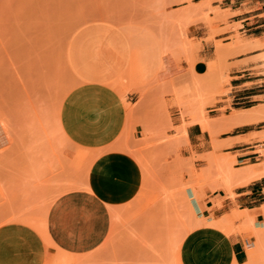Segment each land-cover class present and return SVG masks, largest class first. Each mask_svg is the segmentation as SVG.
Here are the masks:
<instances>
[{
	"label": "rangeland",
	"instance_id": "obj_1",
	"mask_svg": "<svg viewBox=\"0 0 264 264\" xmlns=\"http://www.w3.org/2000/svg\"><path fill=\"white\" fill-rule=\"evenodd\" d=\"M219 3L0 0V224L21 223L39 232L46 246L43 264H181L180 241L201 224L240 235L232 264H264V220L253 225L234 202L235 181L227 180L224 162L212 161L225 159L235 169L242 165L236 155L183 148L190 121L199 118L215 134L207 114L229 91L227 57L264 49V38L246 42L236 32L227 43L216 41L205 73L193 70L198 36L206 32L210 39L214 26L227 22ZM257 58L264 65V52ZM93 72L98 77H88ZM100 91L115 94L126 113L114 141L91 148L68 135L64 109L71 95ZM86 104L77 106L80 115ZM176 111L178 125L172 122ZM109 150L136 166V191L105 198L107 226L100 241L86 254H68L47 234L48 210L59 195L87 188L94 163ZM8 246L0 264H34L18 254L29 241Z\"/></svg>",
	"mask_w": 264,
	"mask_h": 264
},
{
	"label": "crops",
	"instance_id": "obj_2",
	"mask_svg": "<svg viewBox=\"0 0 264 264\" xmlns=\"http://www.w3.org/2000/svg\"><path fill=\"white\" fill-rule=\"evenodd\" d=\"M219 5L228 12L227 22L214 26L216 31L210 39L206 32L198 36L201 46L193 65L198 74L207 71V61L217 52L216 41L227 43V38L236 32L246 42L264 38V0H220ZM232 24L237 25L236 30L226 28ZM262 52L264 49L250 50L227 57L225 69L229 79L226 87L229 91L219 96L208 109L212 112L207 114L215 134L206 128L207 123H199L197 118L185 125L188 144L183 147L198 155L211 151L236 155L242 165L235 167L239 170L236 172L232 167L236 174L231 172L233 176H228V180L235 181L231 188L235 193L234 202L248 212L254 226L261 225L260 221L264 220V151H261L264 150V65L257 58ZM88 77L98 75L93 72ZM71 97L66 100L63 118L68 135L91 148L105 147L113 142L125 118L122 101L115 94L102 91L75 99ZM86 102L87 110L80 115L77 106ZM172 122L180 124L177 111L172 114ZM223 129L224 134L219 133ZM212 161L232 165L216 156ZM137 180V168L128 157L114 150L105 152L94 163L87 188L69 190L50 206L46 216L50 240L68 254H86L106 230L104 199L134 194ZM17 239L30 244L18 252L24 261L43 264L46 246L42 235L21 223L0 224L1 257L9 255V242ZM240 239V235H230L212 224L195 226L178 243L180 263L232 264L238 244L241 245Z\"/></svg>",
	"mask_w": 264,
	"mask_h": 264
},
{
	"label": "bare ground",
	"instance_id": "obj_3",
	"mask_svg": "<svg viewBox=\"0 0 264 264\" xmlns=\"http://www.w3.org/2000/svg\"><path fill=\"white\" fill-rule=\"evenodd\" d=\"M125 24H126V23H125ZM129 24H130V23H129ZM132 26H133V25H131V27H132ZM135 27H136V26H135ZM136 28H137V27H136ZM144 31H145V30H144ZM143 35H146V34H143ZM136 36H137V35H136ZM141 36H142V35H141ZM142 37H143V36H142ZM144 38H146V37H144ZM144 38H143V39H144ZM151 41H152V40H151ZM147 46H148V45H147V43H146V47H147ZM155 52H156V51H155ZM135 53H136V52H135ZM145 55H146V54H145ZM143 57H144V55H143ZM156 57H157V56H156ZM145 58H147V56H146ZM148 58H149V57H148ZM148 58H147V59H148ZM134 60H135V59H134ZM141 64H142V63H141ZM148 64H149V63H148ZM210 127H211V126H210ZM226 163H227V162H226ZM228 165H229V164H228ZM223 166H224V168H223V167H222V168L226 171V173H227L229 176H233V175H230L231 172H232L233 174H236V173H234V172L239 171V170H235V169H234L235 171L233 172V171H232V169H233L232 166H231V169H229V168H227V164L225 165V163H224ZM225 167H226V169H225ZM228 167H230V166H228ZM223 169H222V172H224ZM242 169H243V168H242ZM244 171H245V170H244ZM232 173H231V174H232ZM239 173H240V172H239ZM259 174H260V173H259ZM237 177H238V176H237ZM227 180H228V179H227ZM260 255L262 256V254H260ZM263 255H264V254H263ZM262 257H263V256H262ZM263 259H264V257H263Z\"/></svg>",
	"mask_w": 264,
	"mask_h": 264
}]
</instances>
